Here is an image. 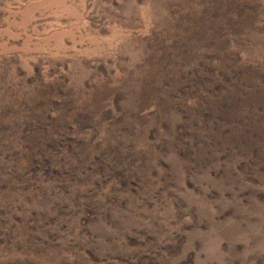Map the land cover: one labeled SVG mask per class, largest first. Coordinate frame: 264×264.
Instances as JSON below:
<instances>
[{
  "label": "rangeland",
  "instance_id": "1",
  "mask_svg": "<svg viewBox=\"0 0 264 264\" xmlns=\"http://www.w3.org/2000/svg\"><path fill=\"white\" fill-rule=\"evenodd\" d=\"M0 264H264V0H0Z\"/></svg>",
  "mask_w": 264,
  "mask_h": 264
}]
</instances>
